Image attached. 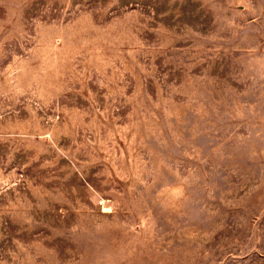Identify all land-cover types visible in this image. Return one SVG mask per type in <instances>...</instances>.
Segmentation results:
<instances>
[{"label": "rangeland", "instance_id": "obj_1", "mask_svg": "<svg viewBox=\"0 0 264 264\" xmlns=\"http://www.w3.org/2000/svg\"><path fill=\"white\" fill-rule=\"evenodd\" d=\"M0 264H264V0H0Z\"/></svg>", "mask_w": 264, "mask_h": 264}]
</instances>
